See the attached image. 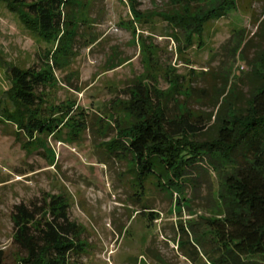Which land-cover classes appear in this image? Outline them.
Wrapping results in <instances>:
<instances>
[{"label":"rangeland","instance_id":"1","mask_svg":"<svg viewBox=\"0 0 264 264\" xmlns=\"http://www.w3.org/2000/svg\"><path fill=\"white\" fill-rule=\"evenodd\" d=\"M72 2L86 24L75 59L47 92L54 102L74 101V117H85L88 129L74 136L66 126L32 139L0 118V264L17 261L14 207L61 195L82 229L77 264H196L184 254L190 246H178L181 225L213 214L218 181L204 174L178 190L156 176L141 178L131 156L109 152L117 134L113 103L143 83L173 95L175 111L212 119L209 126L224 113V100L245 108L261 84L255 66L264 51V0H235L191 47L167 20L181 10L177 0ZM48 47L0 2V97L10 88V65L27 69Z\"/></svg>","mask_w":264,"mask_h":264},{"label":"trees","instance_id":"2","mask_svg":"<svg viewBox=\"0 0 264 264\" xmlns=\"http://www.w3.org/2000/svg\"><path fill=\"white\" fill-rule=\"evenodd\" d=\"M0 2L49 44L37 64L27 69L10 65L11 84L0 97V118L32 139L66 126L78 136L88 125L85 117H74L76 103L54 102L47 91L58 85L57 71L75 59L76 39L86 21L76 16L72 0ZM176 4L181 10L167 20L187 47L202 35L205 24L235 8V0ZM255 68L261 84L246 107L224 100V113L211 126L212 119L181 107L175 111L173 95L143 83L130 87L126 100L113 103L117 134L107 145L109 152L118 158L131 156L141 178L156 176L166 188L178 190L194 185L204 174L218 181L213 214L190 221L187 229L181 225L186 240L179 239L178 246H190L184 254L196 264H264V51ZM210 130L209 138H200ZM12 224L15 264H77L82 229L71 219L65 195L16 205Z\"/></svg>","mask_w":264,"mask_h":264}]
</instances>
